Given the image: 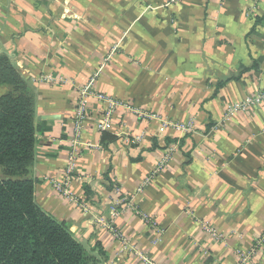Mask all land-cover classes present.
Returning <instances> with one entry per match:
<instances>
[{
    "label": "crops",
    "instance_id": "1",
    "mask_svg": "<svg viewBox=\"0 0 264 264\" xmlns=\"http://www.w3.org/2000/svg\"><path fill=\"white\" fill-rule=\"evenodd\" d=\"M167 2L0 0V58L35 94V201L104 264H234L258 240L250 264H264V103L226 120L264 86V0ZM93 79L128 106L100 131L107 106L89 102L84 179L69 189L83 209L54 186L65 183L80 89Z\"/></svg>",
    "mask_w": 264,
    "mask_h": 264
},
{
    "label": "trees",
    "instance_id": "2",
    "mask_svg": "<svg viewBox=\"0 0 264 264\" xmlns=\"http://www.w3.org/2000/svg\"><path fill=\"white\" fill-rule=\"evenodd\" d=\"M2 86L8 91L0 97V264H104L102 250L86 249L36 203L35 94L6 58Z\"/></svg>",
    "mask_w": 264,
    "mask_h": 264
},
{
    "label": "built area",
    "instance_id": "3",
    "mask_svg": "<svg viewBox=\"0 0 264 264\" xmlns=\"http://www.w3.org/2000/svg\"><path fill=\"white\" fill-rule=\"evenodd\" d=\"M179 3H180V0H168V2L166 3V8L177 6ZM176 21H177L176 17L173 18L171 16L169 20L170 25L171 24L175 25ZM115 52L116 50L114 49L112 53L110 54V56L108 57L107 61L110 60V58L112 57L111 55ZM94 82H95V79L91 80L87 84V86L82 87L80 89V97L78 100L76 113H75V136L72 141L73 149L69 153V158L66 164L65 183L64 184L57 183L54 186V188H56V190L60 194L71 199L76 205L80 206L83 209L86 208L85 202L81 200L80 198H78L77 196H75L74 193H72L69 189H70L71 183H73L74 180L82 181L84 179V177L80 176L78 172L79 157H78L77 149L80 147L81 142H82L81 141L82 130L88 124V122H90V117L88 115L89 102L92 98H95L96 100L103 102L107 106L106 110H104L105 112L104 118L97 125V128L100 131H109L112 129V116L114 114L115 108H121V107L126 108V106H128L119 101L113 100L112 98H108L107 96H104L98 92H95ZM262 103H264V86L260 88L254 96L249 97L245 101L230 104L228 107L227 113H226V120L230 121L231 117H233L234 115L238 113L249 112L250 110H255L259 105H262ZM176 128L181 133L191 131L190 125H186V126L179 125V126H176ZM143 137H144L143 135L137 136L136 140L140 142L143 140ZM84 145H90V144H84ZM170 157H171V153L166 155L161 160V162L159 163L157 168L154 170V172H152V174L144 180V185H147L148 183L152 182L153 179L156 178L158 174H161L165 170L166 168L165 166L170 161ZM119 216H120L119 211L114 210V212L111 214V218H112L111 222L116 220ZM142 217L146 222L150 223L147 217L145 216H142ZM111 227H112L111 224L108 225V228L111 229ZM207 230H209V232L212 233L213 237H217V234L213 229L209 228ZM117 236L120 237V234H118ZM261 246H262V240L261 241L258 240L256 244L254 245V247L248 251L238 249L236 251V260L234 264H250L251 260L256 256V253Z\"/></svg>",
    "mask_w": 264,
    "mask_h": 264
},
{
    "label": "rangeland",
    "instance_id": "4",
    "mask_svg": "<svg viewBox=\"0 0 264 264\" xmlns=\"http://www.w3.org/2000/svg\"><path fill=\"white\" fill-rule=\"evenodd\" d=\"M95 256H97V254H96ZM97 257H98V256H97ZM104 263H105V260H104Z\"/></svg>",
    "mask_w": 264,
    "mask_h": 264
}]
</instances>
